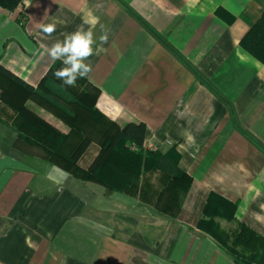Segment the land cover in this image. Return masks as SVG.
Here are the masks:
<instances>
[{"label":"crops","instance_id":"0c3cea01","mask_svg":"<svg viewBox=\"0 0 264 264\" xmlns=\"http://www.w3.org/2000/svg\"><path fill=\"white\" fill-rule=\"evenodd\" d=\"M262 12L264 0H23L13 13L0 8V64L34 88L61 62L48 48L94 26L85 79L99 92L96 109L121 126L143 124L144 144L174 147L192 180L180 212L157 218L158 173L140 180L143 193L149 188L142 197L129 196L73 178L37 153L0 154V264H237L196 224L212 192L236 204L233 222L216 219L223 231L242 225L264 238V65L239 46ZM53 21L45 37L37 23ZM102 30L109 40L99 45ZM11 113L0 101V114ZM98 151L88 145L79 166Z\"/></svg>","mask_w":264,"mask_h":264},{"label":"trees","instance_id":"16d2710c","mask_svg":"<svg viewBox=\"0 0 264 264\" xmlns=\"http://www.w3.org/2000/svg\"><path fill=\"white\" fill-rule=\"evenodd\" d=\"M23 0H0V8L13 13ZM15 21L24 26L25 17L17 14ZM240 48L264 65V12L243 35ZM62 66L56 62L41 79L36 88L14 76L0 64V101L14 113V129L21 141L41 149V156L50 164L65 171L71 177L104 187L107 191L133 196L147 193L141 179L158 173L163 189L156 192L154 208L165 215L176 216L191 187V177L179 169V155L174 147L165 151H142L145 126L130 122L123 126L112 121L96 109L98 90L90 88L86 79H79L95 93L86 103L79 94L68 87L58 89L46 81ZM63 91L74 99L65 101ZM46 110L61 121L66 132L41 118L27 103ZM97 144L98 154L88 168H81L79 159L88 145ZM135 146L133 150L130 146ZM140 185V186H139ZM236 204L216 193H209L202 208V217L196 229L222 246L237 264H264V238L248 228L238 225L230 233L223 231L216 219L233 222Z\"/></svg>","mask_w":264,"mask_h":264},{"label":"clouds","instance_id":"9594fccd","mask_svg":"<svg viewBox=\"0 0 264 264\" xmlns=\"http://www.w3.org/2000/svg\"><path fill=\"white\" fill-rule=\"evenodd\" d=\"M37 27L45 37H50L56 31L57 24L56 21L37 23ZM108 40V31L102 30L99 45L107 44ZM96 45L94 26L87 29L80 27L63 40L55 41L47 51L51 59L62 62V66L53 73L54 77L68 87H75L78 79L87 78L93 69L86 61L96 53Z\"/></svg>","mask_w":264,"mask_h":264},{"label":"rangeland","instance_id":"374dc122","mask_svg":"<svg viewBox=\"0 0 264 264\" xmlns=\"http://www.w3.org/2000/svg\"><path fill=\"white\" fill-rule=\"evenodd\" d=\"M49 82H52L53 86H57V88L60 90L62 88L68 87V86H64L62 84V81L56 79L54 76L49 78L48 80ZM68 89L71 91V89L76 93V95L79 94V101L82 103H86L89 102L92 97L95 95V93L93 91H91L87 86L86 83H84L82 80L77 81V84L75 87H68ZM69 92L63 91V93L60 91V93L63 95V98L65 101H70L73 100L74 97L73 95ZM29 108H37L38 111H40L41 113H43L45 116H48V118L54 122H58L60 123V126L65 127L61 121H59L58 119H56L52 113L43 110L41 108H38L36 105L32 104L31 102L28 103ZM15 114L11 113V116L9 117V119L7 118V116L1 115L0 117L2 120L6 121L7 118V122H2L0 123V134L1 136L6 140V144L0 145V154L2 155H7L9 157H13V158H17L18 156H20L22 151L28 152V153H34V154H42V151L40 148H38L37 146H33L31 144H28L27 142L21 141L19 139V137H17V133L14 129L15 125H14V120H15ZM40 116V115H39ZM41 118H43L44 116H40ZM66 128V127H65ZM65 130V129H64ZM4 140L2 138H0V144L3 142ZM133 150L135 149V146L133 147L132 145L130 146ZM161 151H165L166 149H159ZM142 151L146 152V151H154L151 149V147L147 146L144 144H142ZM158 212V211H157ZM165 214L158 212V214L156 215L157 218L159 217H163ZM120 216H122V214H120ZM119 215H115L114 219L115 220H119ZM121 221V220H120ZM122 222V221H121ZM5 225V226H4ZM6 227V223L4 221L0 220V232L4 230V228Z\"/></svg>","mask_w":264,"mask_h":264}]
</instances>
